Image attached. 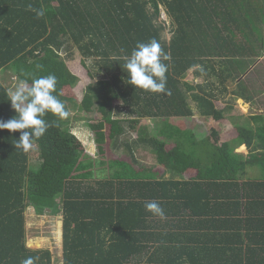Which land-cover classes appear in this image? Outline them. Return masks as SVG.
Returning a JSON list of instances; mask_svg holds the SVG:
<instances>
[{"label":"trees","instance_id":"trees-1","mask_svg":"<svg viewBox=\"0 0 264 264\" xmlns=\"http://www.w3.org/2000/svg\"><path fill=\"white\" fill-rule=\"evenodd\" d=\"M152 39L170 55L169 94L126 81L122 57ZM70 48L95 81L78 104L66 94L78 83L62 57ZM263 54L264 0H0V73L29 84L54 74L69 113L46 115L47 131L27 151L15 147L19 131L0 130V264L29 256L53 264L49 250L27 247L30 208L61 216L62 264H264V109L242 78ZM8 89L0 80L4 121L16 115ZM238 100L254 111L241 121L228 116ZM194 110L229 121L236 136L197 139L184 124ZM93 113L96 157L71 133L72 121ZM140 120L155 121L163 138H147ZM120 144L124 159L112 154ZM135 146L158 165H141ZM241 146L247 155L236 153ZM151 200L165 218L145 210Z\"/></svg>","mask_w":264,"mask_h":264},{"label":"rangeland","instance_id":"rangeland-1","mask_svg":"<svg viewBox=\"0 0 264 264\" xmlns=\"http://www.w3.org/2000/svg\"><path fill=\"white\" fill-rule=\"evenodd\" d=\"M62 57L66 61L70 72L78 78L76 87L70 89L66 93L71 100H74L78 104L86 92L96 89L95 81L91 80L87 71L83 68L82 63L80 62L81 57L77 50L70 48L66 53H62ZM248 68L249 69L242 76V78H245L248 83H251L250 86H253V89L257 93L258 105L264 109V93H262L264 92V74L262 72V70L264 71V54L260 59L255 61L253 60V62L250 61V66ZM255 71H257V73H255ZM0 80L3 81L5 86L9 87V91L14 89L17 84V80L10 69L4 70L0 73ZM68 105L71 106L70 103ZM236 106V108L228 112V116H233L236 120L238 119V121H241L240 118L247 117L250 113H254V111H249V108L242 103H237ZM75 114H77V111H71L70 113L71 116ZM100 117L101 116L99 114L93 113L92 115L87 116V121H72L71 124V133L73 134L75 140L81 144L83 150L91 157H96L98 154L93 140V134L86 126V123L96 122L100 119ZM154 123L155 121L140 120L137 127L147 126V138L162 139L163 137L159 136V132L162 128H154ZM184 124L189 130H192L195 133L197 139H204L208 137L211 140H216L218 144H222L227 141V139L230 140L236 136V133L232 130V126H230L229 121H217L213 118L205 119L197 113L193 118L184 119ZM215 129L220 130L222 135L220 136L219 134L217 137H212V131ZM136 139V131H130L127 134L126 141L129 142L130 145H132V142ZM133 150L135 158L141 165L145 167L158 165L155 160V156L148 149H141L138 146H135ZM112 154L122 159L127 157L126 150L122 144H120V150L113 151ZM31 164L36 165L37 158H31ZM25 217L27 247L31 250L47 249L51 252L53 264H62L61 216L37 215L30 208L27 210Z\"/></svg>","mask_w":264,"mask_h":264},{"label":"clouds","instance_id":"clouds-1","mask_svg":"<svg viewBox=\"0 0 264 264\" xmlns=\"http://www.w3.org/2000/svg\"><path fill=\"white\" fill-rule=\"evenodd\" d=\"M29 11L37 18L45 15L42 8L37 9L32 5H29ZM122 59L129 85L152 93L169 94L166 88L168 66L163 61L170 60V55L162 50L157 40L138 42L130 54L124 55ZM36 67L40 69L42 66L37 64ZM56 86L57 77L48 74L33 79L30 84L21 79L15 88L9 91L11 108L16 115L7 121L0 120V130L20 132L16 148L27 151L31 148L34 138L44 135L49 127L44 117L49 113L59 118H67L69 115L64 103L54 95ZM144 207L153 216L165 218V211L158 201H148ZM37 259L38 257L29 256L23 259L21 264H36Z\"/></svg>","mask_w":264,"mask_h":264},{"label":"crops","instance_id":"crops-1","mask_svg":"<svg viewBox=\"0 0 264 264\" xmlns=\"http://www.w3.org/2000/svg\"><path fill=\"white\" fill-rule=\"evenodd\" d=\"M162 19L163 20H165L166 19V16H165V14L162 12ZM6 87H8V86H6ZM9 88V87H8ZM8 91H9V89H8ZM262 93H264V92H262ZM237 103H242V104H244V105H246L247 106V108H249V111L251 110V108L249 107V105L248 104H246V103H244L242 100H238L237 101ZM216 104V103H215ZM237 106H235L234 108H236ZM195 111V110H194ZM196 111H195V115H196ZM195 115L193 116V117H195ZM248 116V115H247ZM192 117V118H193ZM202 118H204V117H202ZM229 124H230V126H232V130H233V125L229 122ZM232 132V131H231ZM222 134L220 133V136H221ZM231 140V139H230ZM227 141H228V139H227ZM242 150V151H241ZM236 153H239V154H243V155H247L248 154V151H247V149H246V147L245 146H241V147H239L238 149H236ZM249 176L250 177H252V178H258L259 177V174H258V172H256V170H250V172H249Z\"/></svg>","mask_w":264,"mask_h":264}]
</instances>
